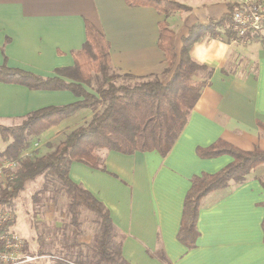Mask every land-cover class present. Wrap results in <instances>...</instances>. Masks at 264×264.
Masks as SVG:
<instances>
[{
    "label": "crops",
    "instance_id": "obj_1",
    "mask_svg": "<svg viewBox=\"0 0 264 264\" xmlns=\"http://www.w3.org/2000/svg\"><path fill=\"white\" fill-rule=\"evenodd\" d=\"M179 1L191 9L167 16L151 6H130L125 0H0V65L55 75L56 68L74 64L73 52L86 41L88 20L109 41L116 80L165 75L162 81L166 82L171 73L164 71L167 61L158 44L159 23L169 22L179 51L191 25L219 19L228 12V1L239 2ZM226 35L224 29L215 37L205 35L191 48L193 60L209 65L213 73L166 157L156 150L133 154L102 150L101 168L78 161L71 164L73 181L109 209L121 255L129 264H264L263 165L243 183L231 181L205 196L194 248L177 238L193 176L214 173L233 160L229 154L201 157L197 147L223 138L244 150H264V131L257 122L264 123V37L229 40ZM85 88L97 93L94 83ZM78 99L71 90L32 89L0 81V122L18 124L31 111ZM93 114V108L84 107L37 140L54 142Z\"/></svg>",
    "mask_w": 264,
    "mask_h": 264
},
{
    "label": "trees",
    "instance_id": "obj_2",
    "mask_svg": "<svg viewBox=\"0 0 264 264\" xmlns=\"http://www.w3.org/2000/svg\"><path fill=\"white\" fill-rule=\"evenodd\" d=\"M125 1L130 6L154 7L167 16L191 9L179 0ZM227 6L228 12L223 17L191 25L181 38L179 51L173 45L174 30L169 22L165 19L159 23L158 44L167 61L164 71L171 73L166 82L157 77L136 82H115L117 74L111 70L109 41L88 20L86 41L81 49L73 52L74 64L56 68L55 75L41 76L25 69L0 65L1 82L21 84L32 89L71 90L81 97L72 103L31 111L18 124L0 122V134L7 142L0 158L19 159L16 178L10 188L0 192V203L14 212V201L26 184L38 176H44L42 187L34 194V203L41 205L48 199L49 192H61L67 201L65 215L68 222L65 226H73L74 234L82 223V209L87 208L98 217L100 229L94 240L89 243L76 241L71 247V250H74V246L80 248L79 258L74 260L68 255L56 259L58 264H129L121 255V241L118 240L109 209L86 187L73 181L70 177L71 164L78 161L93 168H101L102 150H115L124 154L156 150L163 157L169 154L213 73L209 65L193 60L190 54L192 46L205 35H220L222 29L229 40L235 37L231 15L238 3L228 1ZM261 36L264 35L256 33L251 38ZM97 76L100 80V86L95 90L97 93L88 91L85 85H93V79ZM84 107L94 109L88 121L68 131L57 143H45L51 148L48 152L39 154L38 149L34 150L35 155L28 152L41 133ZM257 122L264 131V123L260 120ZM197 153L205 158L229 154L233 160L214 173L203 172L202 175L193 176L192 185L185 196L177 234L178 240L188 248L196 246L200 235L197 222L205 196L228 186L231 181L243 183L253 170L264 166L263 149L244 150L223 138L209 146L197 147ZM261 183L264 188V176ZM261 205L264 207V201ZM16 219L14 215L0 231L15 228ZM262 228L264 232V218ZM38 238L41 243L38 253L47 254L44 237L40 234Z\"/></svg>",
    "mask_w": 264,
    "mask_h": 264
},
{
    "label": "rangeland",
    "instance_id": "obj_3",
    "mask_svg": "<svg viewBox=\"0 0 264 264\" xmlns=\"http://www.w3.org/2000/svg\"><path fill=\"white\" fill-rule=\"evenodd\" d=\"M261 34L264 35V31L261 32ZM263 37L264 36H261L260 38ZM250 39L253 38L250 37ZM164 77L165 75L161 77V80H163ZM127 80L128 79L126 78H119L118 80L115 79V82L124 83ZM93 83L95 90L98 89L100 86L98 76L93 79ZM84 123V121H80L79 123H76L75 127ZM75 127H71L68 130L63 131L59 139L58 137L56 139L60 140L63 138L64 134ZM57 140H54V143H57ZM6 144L7 142L3 140L0 134V153L5 149ZM33 144V148L28 151L29 153H32V155H35V149H38L39 154L48 152L51 149L46 144H41V142L37 139L34 140ZM44 180V176H38L34 180L29 181L14 201V212L17 217L15 229L25 240L26 244L24 250L25 252L41 256L38 260L28 263L58 264L56 259L67 257L68 255L71 259L76 260L79 258L78 254L80 248L74 246V250H71V247L76 241L89 243L94 240L100 229L98 217L95 212H92L87 208L84 210L82 209L80 216L82 223L77 229L78 232L74 234L73 226H65V223L68 222L65 215L67 201L61 192H49L47 194L48 199L41 205L34 203V194L42 187ZM53 196H56V198ZM40 234L44 237V249L47 251V254L38 253L41 245L38 238ZM82 249L84 253L87 252L83 247ZM92 258L96 259L94 256Z\"/></svg>",
    "mask_w": 264,
    "mask_h": 264
},
{
    "label": "built area",
    "instance_id": "obj_4",
    "mask_svg": "<svg viewBox=\"0 0 264 264\" xmlns=\"http://www.w3.org/2000/svg\"><path fill=\"white\" fill-rule=\"evenodd\" d=\"M231 16L234 40H244L251 35L261 33L264 31V0H239ZM18 167L19 159L1 158L0 192L4 188L11 187ZM14 215L11 209L0 203V228ZM25 244L24 238L14 227L0 231V264H22L38 260L41 256L25 252Z\"/></svg>",
    "mask_w": 264,
    "mask_h": 264
}]
</instances>
